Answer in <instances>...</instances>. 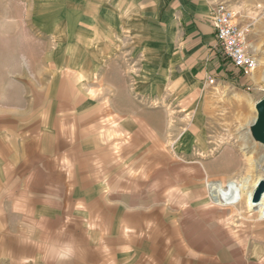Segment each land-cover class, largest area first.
Masks as SVG:
<instances>
[{"label":"rangeland","instance_id":"374dc122","mask_svg":"<svg viewBox=\"0 0 264 264\" xmlns=\"http://www.w3.org/2000/svg\"><path fill=\"white\" fill-rule=\"evenodd\" d=\"M70 1L0 0V113L11 112L8 119L23 120L29 131L58 87L61 94H76L88 128L113 143L119 157L142 160L131 175L149 176L156 195L166 193L172 228L181 225L187 248L198 249L204 222L220 228V252L227 254L230 231L241 233L245 222L260 219L244 202L214 203L210 188L264 178V144L251 125L264 97V0L216 1L249 25L257 68L254 77L225 75L207 84L197 76L200 82L193 83L170 64L159 22L153 28L96 11L88 20L84 11L72 13ZM182 260L209 264L188 254Z\"/></svg>","mask_w":264,"mask_h":264},{"label":"crops","instance_id":"0c3cea01","mask_svg":"<svg viewBox=\"0 0 264 264\" xmlns=\"http://www.w3.org/2000/svg\"><path fill=\"white\" fill-rule=\"evenodd\" d=\"M216 1L71 0L70 7L88 20L96 11L153 28L159 22L170 64L207 84L241 74L231 63L225 67L219 53L211 21ZM84 113L77 95L59 87L29 131L23 120L8 119L11 112L0 113V264H195L183 262L187 254L209 264H264L258 209L260 219L245 222L241 233L230 231L227 254L220 252V228L204 222L198 249L190 250L181 225L172 228L166 193L156 195L149 176L131 175L142 160L116 155L113 143L88 128Z\"/></svg>","mask_w":264,"mask_h":264},{"label":"built area","instance_id":"2783aa9c","mask_svg":"<svg viewBox=\"0 0 264 264\" xmlns=\"http://www.w3.org/2000/svg\"><path fill=\"white\" fill-rule=\"evenodd\" d=\"M237 17L238 13L227 4L217 3L212 8L211 21L219 50L240 73L250 75L257 66V58L250 47L249 25H242Z\"/></svg>","mask_w":264,"mask_h":264},{"label":"bare ground","instance_id":"6f19581e","mask_svg":"<svg viewBox=\"0 0 264 264\" xmlns=\"http://www.w3.org/2000/svg\"><path fill=\"white\" fill-rule=\"evenodd\" d=\"M254 71L252 72V74L254 73ZM256 118H257V111H256ZM262 177L263 176H257L254 179L248 178L245 184L231 185L230 189L227 190H224L220 184L214 185L212 187L213 199L215 200L216 203L224 206L241 204L244 202L248 207L253 208L254 207V203L252 202L253 193L260 179H263ZM257 209L259 210L260 214L264 216V196L262 198L261 205Z\"/></svg>","mask_w":264,"mask_h":264},{"label":"water","instance_id":"95a60500","mask_svg":"<svg viewBox=\"0 0 264 264\" xmlns=\"http://www.w3.org/2000/svg\"><path fill=\"white\" fill-rule=\"evenodd\" d=\"M257 118L252 124V131L254 136L264 144V97L260 99L256 104ZM264 196V178L260 179L255 187L252 202L254 203V209H257Z\"/></svg>","mask_w":264,"mask_h":264},{"label":"trees","instance_id":"16d2710c","mask_svg":"<svg viewBox=\"0 0 264 264\" xmlns=\"http://www.w3.org/2000/svg\"><path fill=\"white\" fill-rule=\"evenodd\" d=\"M239 76H241V78H242V77H244L245 75H244L243 73H241Z\"/></svg>","mask_w":264,"mask_h":264}]
</instances>
